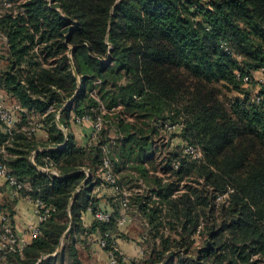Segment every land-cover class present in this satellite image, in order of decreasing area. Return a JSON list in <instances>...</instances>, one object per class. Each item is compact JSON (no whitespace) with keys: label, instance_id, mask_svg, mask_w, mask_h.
<instances>
[{"label":"trees","instance_id":"1","mask_svg":"<svg viewBox=\"0 0 264 264\" xmlns=\"http://www.w3.org/2000/svg\"><path fill=\"white\" fill-rule=\"evenodd\" d=\"M14 2L0 15V89L18 119L12 135L0 121V162L20 197L50 212L22 252H0V264H85L96 232L115 249L119 206L110 221L82 218L100 209L105 156L120 202L138 190L129 209L149 224L145 256L132 264H264V79L254 75L264 71V0ZM110 112L171 117L202 155L174 151L157 163L148 150L156 130L126 122L124 133L120 120L106 128ZM86 116L105 124L81 145L70 129ZM112 128L122 134L115 145ZM14 200H3L11 219Z\"/></svg>","mask_w":264,"mask_h":264},{"label":"crops","instance_id":"2","mask_svg":"<svg viewBox=\"0 0 264 264\" xmlns=\"http://www.w3.org/2000/svg\"><path fill=\"white\" fill-rule=\"evenodd\" d=\"M3 39H4V48H5L4 49L5 51L3 52H6V49L8 47L7 39L4 38V36ZM4 94L5 93L0 89L1 102L4 103V105L9 108H14V105H9V104L7 105V102L3 101V99H5ZM62 127L66 131V133L69 132L67 128H65L64 126ZM70 131L73 133L76 140L81 145H87L91 143V136L94 133V125L92 120H84L83 123L80 124L78 123L76 124L75 122H73ZM35 132L38 138L47 139L48 137L47 130L44 129L42 126L36 127ZM48 148H55V147H48ZM42 149L43 148H40L39 150ZM50 171L58 173V171L54 169ZM86 171L89 172L88 170ZM101 176L103 179H105L104 172L101 174ZM86 182L87 179L83 182V184H85ZM119 190L120 187L118 184L113 185L106 180L104 184L103 182L99 184L95 189V193L97 194V197L100 198L99 208L114 213L115 206H119L120 215H121L123 209H122V204L118 198ZM13 192H14L13 188L8 184L7 180L0 175V202H2V206H3L4 199L14 200L17 198L16 200H14V203H12V213H13L12 219L14 222L13 226L18 236L25 239L27 243H30L34 238L32 232L33 227H35L36 225H39L40 227L41 222L39 221L35 213L34 201L28 197H20L19 195L14 196ZM0 210L1 211L4 210V212L7 211L5 207L0 208ZM82 218L84 225L86 226H90L96 220L95 213L91 209L87 210L83 214ZM137 222L140 223L142 226H144V228L145 225L147 224L146 219L143 218L141 215L139 217L135 216L134 220H132L131 222H126L123 225L118 224V230L115 233H113V236L117 238L116 241L121 251L125 256L128 257L129 263L131 261L140 262L145 256L147 230H145V232H142L143 229L138 230L137 229L138 225L135 226V223ZM100 237L101 236L98 232L91 233L88 236L89 249L87 250L86 254H83L85 255L84 256L85 258H83L85 264H110L107 250H105L100 245L99 242ZM0 240H1V229H0ZM54 255H56V253Z\"/></svg>","mask_w":264,"mask_h":264},{"label":"built area","instance_id":"3","mask_svg":"<svg viewBox=\"0 0 264 264\" xmlns=\"http://www.w3.org/2000/svg\"><path fill=\"white\" fill-rule=\"evenodd\" d=\"M6 5H10V2L5 1ZM1 12V9H0ZM89 119L88 116L84 118ZM0 121L3 125V128L5 132L9 134H13V129L15 127L17 118L15 115V112L13 109L7 107L0 101ZM170 122H166L165 125L170 128H182L181 124H176L172 127H170ZM102 128V120L101 118L98 119L97 122H95V130H100ZM1 151H4V148H2ZM184 151L191 155H193L195 158H200L202 155V151L200 147H193V146H187V144L184 145ZM104 167H105V180L108 181L110 184L116 185L117 184V175L115 174L113 170V163L110 161L109 157L105 156L104 158ZM0 175L3 176L8 184L14 188V195H18V189L22 187V184L19 183V181L10 173V170L6 165H4L2 162H0ZM35 205V213L39 219L40 222L44 221L49 212L50 208H47L43 201L41 200H33ZM121 204H122V213L120 217L118 218V224L123 225L126 222H129L132 220V217L129 213V193L124 192L123 196L121 198ZM95 217L101 220L110 221L112 218V213L103 209H99L95 212ZM0 229H1V240H0V251H22L23 248L28 244L27 241L21 237L18 236L17 232L15 231V228L12 224L11 216L0 210ZM33 236H37L40 233V227L39 225H36L32 229ZM117 242V241H116ZM101 245L105 247L106 241L101 240ZM115 251H120L122 254L118 243L115 246L114 250H108V258L110 264H129V259L127 256L123 254V257L120 258L116 255Z\"/></svg>","mask_w":264,"mask_h":264},{"label":"rangeland","instance_id":"4","mask_svg":"<svg viewBox=\"0 0 264 264\" xmlns=\"http://www.w3.org/2000/svg\"><path fill=\"white\" fill-rule=\"evenodd\" d=\"M5 1L10 2V5H6L5 4ZM14 1L15 0H0V9H1L0 15L8 7H12L13 5H15V2ZM23 1H25V0H23ZM4 49H5L4 48V39H3V36L0 33V54H2L3 51H5ZM254 75H255V77L257 79H264V71H262V70L256 71L254 73ZM254 88H253V91H252V95H253V93L256 95L257 92L260 91V88H258V86H257V88H255V89ZM68 101H67L66 105H69L68 104ZM105 112H106L105 110L102 111V113H105ZM129 114L128 115L126 114L124 116H121L122 118L123 117L125 118V119L123 118L124 120L121 121L122 118H120V117L117 118L115 112L107 113V119H106V121H107V124L108 125H106V128H109V124L118 125L117 123L119 122V120H120L119 123L121 124V128H119V129H122V130H123V126L126 125V122H134L139 127H143L144 129H147V127H149V129H150V127L151 128H154L156 131H154L155 133L152 132V135H153V141L155 143L148 150H149V152H153L155 155L157 154L155 156V157H157L156 158L157 159V163L159 161L158 160L159 159L158 157H167V156H170V154L172 152H174V151H176V152H179L180 151L182 154L183 153H186L184 151V144L185 143H184V140L181 137V133H180L181 130L179 128H177V127L176 128L167 129L168 127H166V125H165L166 122H170L169 123L170 124V127H172V126H174L176 124H180L178 121H173V119L171 117L159 118V119L154 118L152 121L149 120L150 123H149V126H147V125L144 124V122L148 123L149 122L148 119H146V118L143 119L137 113L130 112ZM99 118H100V116H99ZM98 119L96 121H94V122H97ZM85 120H91V118L89 117V119H85ZM101 120H102V127H103L104 124H105V119L102 118V116H101ZM75 123L76 124L77 123L80 124V123H83V121L77 120V121H75ZM93 125H94V131H96L95 130V123H93ZM149 129H148V131H149V133H151V131ZM123 132L125 133L124 130H123ZM118 135L120 136L122 134L116 132V130H114V128H112V131H111L110 134H108V137L107 138L109 139V141L112 139L113 144L115 145L116 143H114V142L116 141ZM104 152L105 153L108 152L107 147L104 148ZM161 167H162V164H158V168L161 169ZM176 167L177 166H175V168ZM102 169H103V171L105 170L104 164H103ZM160 173L162 174L163 172H160ZM186 184H187V180H186V182H182V187L184 188V185H186ZM133 185H135V184H133ZM133 185H132V187H133ZM140 190L142 191V189H140ZM130 191H132V190H129V191L128 190H124L123 193L124 192L129 193ZM135 191H138V190H134L132 192H135ZM129 213H130V216L132 217V220H134V217L135 216H137V217L140 216V213L136 209H134V208L129 209ZM131 221H129V222H131ZM146 223L147 224L145 225V228H144V226H142L138 222L135 223V226L138 225L137 229L138 230L143 229L142 232H145V230H147L149 228V224H148L147 220H146ZM195 238L197 239L196 243L194 244L196 246V248H198V247H200V246H202L204 244L203 237L201 235L197 234ZM176 263H178V261ZM129 264H132V263L130 262Z\"/></svg>","mask_w":264,"mask_h":264},{"label":"water","instance_id":"5","mask_svg":"<svg viewBox=\"0 0 264 264\" xmlns=\"http://www.w3.org/2000/svg\"><path fill=\"white\" fill-rule=\"evenodd\" d=\"M73 100H74V97L68 101V104H71L73 102ZM64 145H66V144H64ZM68 232L69 231L66 232V235L68 234ZM45 257L46 256H43V258L41 260H43Z\"/></svg>","mask_w":264,"mask_h":264}]
</instances>
